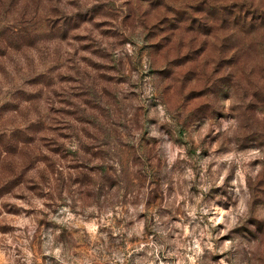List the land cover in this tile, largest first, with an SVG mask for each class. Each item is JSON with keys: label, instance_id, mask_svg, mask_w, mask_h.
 Listing matches in <instances>:
<instances>
[{"label": "clouds", "instance_id": "clouds-1", "mask_svg": "<svg viewBox=\"0 0 264 264\" xmlns=\"http://www.w3.org/2000/svg\"><path fill=\"white\" fill-rule=\"evenodd\" d=\"M153 2L0 0V108L18 106L0 122V189L19 182L0 197V264H264V0ZM97 7L113 36L84 26L89 67L60 41ZM193 16L210 44H183Z\"/></svg>", "mask_w": 264, "mask_h": 264}, {"label": "rangeland", "instance_id": "rangeland-1", "mask_svg": "<svg viewBox=\"0 0 264 264\" xmlns=\"http://www.w3.org/2000/svg\"><path fill=\"white\" fill-rule=\"evenodd\" d=\"M161 3V0H154L153 4L151 5L156 11H159V9L157 8V5H159ZM200 8L198 7L197 9H194V11H199ZM169 12H171V9H168ZM103 15V8L102 7H97L93 10L92 13V17H89L87 14L84 15H79V23L73 24L70 27V30L68 33H66L64 35V37L61 39V43H63L65 40L69 41V46L71 44V42H76L80 45V55H81V60L83 63L88 64V54H89V49L91 48V44L88 42V38L86 35H82L81 34V30L84 28L85 25H87L89 23V21L91 19H97L98 23L95 25L96 28L100 29V35L102 37H104L105 39H109L113 36V32L112 30L108 27L109 21L106 19H102ZM165 19H167V17H165ZM185 17L183 15H181L176 22L174 23H170L168 25V30L169 32H171V36H165V41L167 42V44L169 46H171L173 44V42L176 40V36L178 33H181L182 31V24L184 21ZM163 22V21H161ZM197 20L196 17L193 16L192 17V24L189 26L188 30H184L183 31V44L186 46L188 44L189 41H191L193 39V37H195V40L192 44L193 48H195L197 45H199L201 43L202 40H207L210 44V42L214 39L213 33L211 31L208 30L207 27H205L204 25H199V29L198 31H194V29L197 28ZM155 27V26H153ZM72 32L77 33L76 36L72 35ZM162 34V31H149L148 35L146 37V39L149 40V42L154 41L157 39L158 36H160ZM147 47H150L151 49L155 50L156 55H157V62H161L163 60V56L161 55V53L164 50V45L163 44H151L149 43V45ZM181 51H183V47L181 48ZM212 51V49L210 48V46L205 45L201 48V50L198 52V54L196 56H191V55H185L182 61H178L176 62V71L177 73H182L185 71V69L188 68L189 65L195 64L197 61H199L202 57H204L205 55L210 54ZM90 55L92 56H96L98 60H103L105 59V56L101 53H99L98 50L96 49H92ZM96 62L93 61L92 64H88L89 67H92L93 65H95ZM166 74V73H165ZM33 86L38 85L39 83H41V81L39 80H32L31 81ZM75 83L73 78H61L59 80V84L61 85H71ZM186 86H192L193 88L198 87V84L195 82L194 78H189L187 80V85ZM48 85H45V88H47ZM21 96V104H37L40 103L43 98H44V93L42 92L40 95H31V96H25L23 95V93L19 94ZM203 97L200 94H194L191 97L190 103L192 104H196L198 103ZM73 99H78V97L73 96ZM264 99V98H262ZM58 103H64L63 100H59ZM18 108L17 105H9L6 104L3 106V108H0V122L3 121L4 117L12 111H16ZM55 114L59 115V114H63L64 116L71 118V111L68 108H65L61 111H57ZM37 134H40L44 131L43 126H38L37 129ZM9 152L12 151L11 148L7 149ZM45 150L46 151H50L47 149V146H45ZM251 150H255V149H251ZM47 159V157L45 158ZM61 159L64 161L65 165H66V170L67 171H74L76 170L75 165H73L71 163V161L67 160L65 157H61ZM45 160L41 159L38 161V163H44ZM256 167L260 168V164L259 161H256ZM19 184V182H17V184L12 185L9 188L6 189H0V197H2L3 195H6L7 192L11 191L12 188L17 187ZM27 191H33L35 192V188L33 186H28ZM17 200H23V196L22 195H18L16 197ZM6 211L9 214L12 215H16L17 210L15 208V206L7 208ZM10 230V226L4 225V226H0V233L2 234H7V232Z\"/></svg>", "mask_w": 264, "mask_h": 264}]
</instances>
